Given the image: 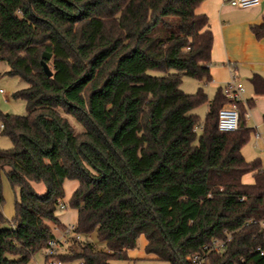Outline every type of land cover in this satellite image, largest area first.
<instances>
[{
  "label": "trees",
  "instance_id": "trees-1",
  "mask_svg": "<svg viewBox=\"0 0 264 264\" xmlns=\"http://www.w3.org/2000/svg\"><path fill=\"white\" fill-rule=\"evenodd\" d=\"M203 1L0 0V62L25 84L12 98L26 110L0 111L11 142L0 149V264H28L54 238L50 224L63 230L66 180L78 183L64 206L77 211L83 238L64 244L55 257L64 264L128 260L141 238L146 256L170 264H192L213 241L223 249L202 264H264V167L241 154L254 132L245 107L238 103L243 125L222 132L223 88L209 100L202 87H180L182 75L211 80L213 38L195 13ZM252 33L264 37V17ZM250 82L264 95V78ZM2 173L16 192L11 220ZM248 173L252 184L241 181Z\"/></svg>",
  "mask_w": 264,
  "mask_h": 264
},
{
  "label": "crops",
  "instance_id": "crops-1",
  "mask_svg": "<svg viewBox=\"0 0 264 264\" xmlns=\"http://www.w3.org/2000/svg\"><path fill=\"white\" fill-rule=\"evenodd\" d=\"M195 13L207 17L208 29L213 38L209 68L211 80L203 85L182 75L183 82H181L188 88V94L202 87L209 100L213 98L216 90L228 83L232 77L243 84L242 103L245 114H248V118H245V126L253 129L254 132L241 148V154L246 162L259 160L264 167V95L256 94L250 82L254 75L264 78V37L257 39L252 33V27L262 23L264 0H260L258 6L248 9L233 8L228 5L227 0H204L195 9ZM2 147L6 146H0ZM1 181L4 199L2 213L6 219L11 220L14 217L16 192L6 177L1 176ZM241 181L244 184H252L254 174L243 175ZM77 187L76 181H64L63 205ZM57 215L59 221L66 226L70 223L75 224L77 211L65 208ZM50 226L54 237L60 238L61 232L54 225L50 224ZM140 245L143 249L145 241L142 238Z\"/></svg>",
  "mask_w": 264,
  "mask_h": 264
},
{
  "label": "built area",
  "instance_id": "built-area-1",
  "mask_svg": "<svg viewBox=\"0 0 264 264\" xmlns=\"http://www.w3.org/2000/svg\"><path fill=\"white\" fill-rule=\"evenodd\" d=\"M229 6L237 9H248L256 7L260 4V0H227ZM223 96L226 98V104L218 112V130L222 132H234L239 128V110L238 103L243 102V84L235 80L234 77L222 87ZM248 118V114H245ZM2 128V125H0ZM59 209H65L63 203H60ZM82 235L77 233L75 224H67L61 231L60 238H52L48 240L44 251V264H64L55 257L59 254V247L63 246L70 239H82ZM223 244L219 241H213L210 245L204 246L202 250L188 257V261L192 264H202L207 253L211 251H220ZM264 251L261 252V255Z\"/></svg>",
  "mask_w": 264,
  "mask_h": 264
},
{
  "label": "rangeland",
  "instance_id": "rangeland-1",
  "mask_svg": "<svg viewBox=\"0 0 264 264\" xmlns=\"http://www.w3.org/2000/svg\"><path fill=\"white\" fill-rule=\"evenodd\" d=\"M7 70H8L7 65L4 62H0V111L5 114H13L18 116L25 115L26 114L25 103L20 99L12 98V94L17 90L24 88L25 84L22 81H20L17 77H11L6 75L5 72ZM147 74L153 76L160 75L159 73L154 71H148ZM181 81L183 82V80ZM182 82L180 87L185 93H187L188 88L185 86V83ZM206 111H207L206 105H200L193 111L198 116L199 124L203 123ZM69 121L74 126L75 129H80L79 125L76 124V122L72 120V118H69ZM0 146H6L5 148L2 147L0 149H7L11 147L10 140L7 137L1 135V133H0ZM2 177H5L4 173H2ZM32 186L36 193L38 194L45 193V187L42 183H32ZM59 211L61 210H58V212ZM56 229H58L60 232L62 231V228L60 227H56ZM88 239L90 242L96 245L97 248L104 249V245L97 242L95 234H91L88 237ZM65 247L66 245L60 246L59 253H64ZM109 263L110 264H170L169 262L161 261L151 256H146L143 253L140 244L135 250L130 251L128 253V260H118V261L111 260ZM28 264H44V251L41 250L34 253Z\"/></svg>",
  "mask_w": 264,
  "mask_h": 264
},
{
  "label": "water",
  "instance_id": "water-1",
  "mask_svg": "<svg viewBox=\"0 0 264 264\" xmlns=\"http://www.w3.org/2000/svg\"><path fill=\"white\" fill-rule=\"evenodd\" d=\"M42 57H43L44 59L48 60V59L50 58V55L47 54V53H43ZM41 65H42V69H43L44 73H45L48 77H50V76L52 75V73H51V71H50L48 65H47L44 61L41 62ZM242 125H243V124L240 123V126H242Z\"/></svg>",
  "mask_w": 264,
  "mask_h": 264
}]
</instances>
